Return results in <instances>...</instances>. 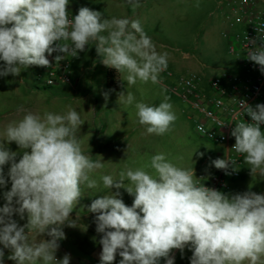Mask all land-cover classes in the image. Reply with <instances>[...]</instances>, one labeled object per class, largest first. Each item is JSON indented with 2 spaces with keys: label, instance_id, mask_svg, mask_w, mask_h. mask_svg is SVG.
I'll return each mask as SVG.
<instances>
[{
  "label": "clouds",
  "instance_id": "clouds-1",
  "mask_svg": "<svg viewBox=\"0 0 264 264\" xmlns=\"http://www.w3.org/2000/svg\"><path fill=\"white\" fill-rule=\"evenodd\" d=\"M128 3L140 7L139 0ZM68 5L69 0H0V77L19 76L32 65L51 67L48 56L54 52L62 53L55 56L56 63L66 56L77 58L91 43L103 65L126 73L128 85L138 80L160 83L168 53L156 51L138 19L104 18L88 7L70 19ZM249 42L256 45V40ZM252 49L247 59L264 73V46ZM134 99L128 92L124 102L132 104ZM168 99L158 106L135 104L138 123L147 134L162 136L171 130L177 117ZM244 107L251 122L235 123L232 149L243 155L251 176H264V103ZM84 122L69 106L64 113L28 111L6 125L0 139V186L8 183L3 166L10 164L11 189L4 192L6 203L0 207V264L4 249L10 250L8 259L15 264H70L69 254L59 260L55 255L58 241L66 238L62 226L67 222L75 227L69 218L84 195L81 186L98 188L92 174L104 167L82 150L77 132ZM5 142H15L22 151L18 162L19 153ZM211 163L226 174L229 168L236 170L235 160L217 158ZM194 176V169L177 166L164 153L153 155L141 168H126L118 179L101 176L109 194L93 199L87 208L96 214V231L103 234L100 264H113L117 254L119 264H159L161 258L175 264L172 251L183 254L185 248L192 252L190 264H264V194H225L198 185ZM121 188L134 197L131 206L120 198ZM14 215L21 220L26 215L27 223L20 226ZM33 233L51 239L30 240Z\"/></svg>",
  "mask_w": 264,
  "mask_h": 264
},
{
  "label": "rangeland",
  "instance_id": "rangeland-1",
  "mask_svg": "<svg viewBox=\"0 0 264 264\" xmlns=\"http://www.w3.org/2000/svg\"><path fill=\"white\" fill-rule=\"evenodd\" d=\"M222 1L139 0L140 7L133 9L128 0H69L68 10L73 17L78 14L81 7H88L91 10L100 11L104 18L138 19L155 45L156 51L168 53L167 72H172L177 77H199L206 83L209 79L223 73V68L239 64V58L229 52V45L235 39L237 29L225 20L219 6ZM197 4L199 7H196ZM2 64L3 62L0 61V65ZM81 68L85 72L80 82L79 91L76 93H73L68 87L44 88L42 78L38 79L42 74L37 66L32 65L29 70L30 76L36 80L37 85L40 84L41 88H44V91L58 92L64 95L65 100L59 99L60 104L58 105L49 102L50 108L63 109L66 112L71 106L72 109L80 113L85 122L77 132V138L81 142L85 155H88L93 161L104 162L103 169L120 168L119 175L126 168L135 170L148 165L151 157L157 153H164L172 163L179 167L194 169L195 176L202 170L213 166L211 161L218 158L221 150L195 134L193 130L195 110L167 90L162 84L167 82L162 77L163 72L159 76L160 83H141L138 80L134 85H128L123 80L126 73H122L121 89H106L103 84L105 67L96 53L95 46L91 43L87 54L84 57L79 56L75 60L73 70L76 76L81 75ZM236 68L241 74V70ZM22 78L23 73L19 76L0 77V139H3L2 134L8 123L18 121L25 115L20 110L26 104L25 101H20L21 98L17 97V102L12 105L6 102L13 92L21 93L24 89L25 85L20 83ZM34 79L32 82H35ZM84 88H93L97 92L103 90L115 95L117 91L124 94L131 92L135 99L132 104H127L124 102L126 97L118 100L115 95L110 96L107 100L108 105H106L109 117L99 119L94 116L93 112L90 114L85 112L94 106L91 98H82ZM165 97L169 98L168 102L172 104V111L177 119L172 124L171 130L164 135L147 134L146 127L138 123L135 104L144 102L150 106H158ZM5 102L7 104H4ZM118 108L122 110L119 112ZM5 146L9 150L19 153L18 162L22 151L16 143L5 142ZM200 153L203 155L201 156ZM107 159L109 162L105 163ZM112 159L113 161H110ZM241 162V177L236 184H229L228 189L219 191L225 194H235L251 190L257 194H264V176L259 173L251 176L249 165L244 162L242 154ZM203 163L204 165H202ZM3 167L8 183L6 186H0V207L6 203L4 192L11 189V182L7 176L10 164ZM146 170L155 175L151 168ZM106 172L98 170L97 174H92L93 178L95 175L98 176V188L88 189L84 185L81 186L84 195L69 218L70 222L74 221L75 227H69L67 222L62 226L66 238L58 241L59 248L55 253L57 260L62 259L65 254H69L70 264H100L102 245L99 241L103 234L96 231V214L88 212L87 208L93 199L109 194V190L103 187L100 180V177L106 175ZM110 191L114 193L117 190L113 188ZM119 192L124 203L131 206L134 197L130 196L123 188L119 189ZM13 219L20 226L27 223L26 215L23 220L19 215H14ZM33 237L37 241L51 239L46 234L40 237L35 233L31 234L29 239L32 240ZM0 248H3V245H0ZM4 252L3 264H15L14 261L8 259L11 254L10 250L4 249ZM171 255L175 257V264H190L192 252L185 248L182 254L179 250L174 249ZM120 259L121 257L117 254L113 264H119ZM159 264H165L164 258L160 259Z\"/></svg>",
  "mask_w": 264,
  "mask_h": 264
},
{
  "label": "built area",
  "instance_id": "built-area-1",
  "mask_svg": "<svg viewBox=\"0 0 264 264\" xmlns=\"http://www.w3.org/2000/svg\"><path fill=\"white\" fill-rule=\"evenodd\" d=\"M219 6L225 20L238 28L235 39L229 45V52L239 58L241 74L223 69V73L205 83L199 77H177L172 72L163 71L171 82L162 83L170 93L195 110L197 133L211 143L224 147V153L219 158L236 161V170L229 168V174L214 167L209 174L198 175L199 185L216 190L227 189L230 182L241 177V154L232 149L235 138L230 133L236 122H251L244 103L253 108L264 103V73H261L259 65L247 59V53L254 46H264V40L258 38L264 36V0H223ZM69 18L72 15L69 14ZM251 40H256V45L250 43ZM88 47L84 52H79L78 57L83 56ZM56 55L62 53L54 52L48 56L51 67L37 66L43 75L38 77L42 78V86L68 87L73 93L78 92L85 70L81 68V75L76 76L73 70L76 58L66 56L65 60L56 63ZM218 101L221 103L218 104ZM221 124L224 126L221 127ZM260 127L264 131V124ZM199 128H203L204 132L201 133Z\"/></svg>",
  "mask_w": 264,
  "mask_h": 264
},
{
  "label": "crops",
  "instance_id": "crops-1",
  "mask_svg": "<svg viewBox=\"0 0 264 264\" xmlns=\"http://www.w3.org/2000/svg\"><path fill=\"white\" fill-rule=\"evenodd\" d=\"M235 29L238 30L237 27ZM86 54H87V52L83 55V57ZM33 66H35V65H33ZM30 67L31 66L27 67L26 69H21L20 75L23 73V78L20 80V83H23L25 85L24 89L21 91V93H19L17 91L13 92L12 96L9 97L6 102H8L9 105H12V104H14V102H17V100H16L17 97L21 98L20 101L23 100L26 103V104H24V106H22V108H20V110L22 109L21 111H23L24 114H26V112H28V111H31L33 113H38L40 115H43V113L45 111L53 112V113H64L63 109H57V108L55 109V108H52V107L50 108L49 107V102H51L54 105L60 104L59 103V99L65 100L64 95H62V94H60L58 92H56V93L54 92L53 93V92L44 91V88H41L40 84L37 85L36 80L30 76V70H29ZM104 67H105V77H104L103 84H104L106 89H109V88H107V72H108L109 69H112V68L106 67L105 65H104ZM236 67H238V69L241 70V68L239 67V64H238V66L231 65L230 67H228V68L226 67V68H223V69H225L227 71H230V73H233V72H238ZM119 75H120V79H119L120 88L118 90H120L121 87H122V73H119ZM162 77H163V79L165 81H167V82L170 81V79L167 78L166 75L162 74ZM33 79L35 80V82H32ZM83 91H84V94H83L82 98H87V99L91 98V100H93L92 104L94 106V107L91 108V110L88 109V110H85V112H87L88 114H90V112H93L94 116L96 118L99 117V119H105V118L109 117L108 110H107V107H106V105H108L107 100H108V98H110V96L113 97L115 94L107 93L108 97H107V100H106L105 99L106 91L102 90L101 92H97L96 90H93V88H91V89L90 88L89 89H85L84 88ZM120 94L121 93H119V91H117V93L115 95L118 100H119ZM13 96H15V98H13ZM126 96H127V94H124L121 99H123ZM6 102L4 104H7ZM117 106H118V104H117ZM119 107L121 108L122 106L120 105ZM120 108H118V109H120ZM121 110L122 109H120L118 111L120 112ZM195 123H196V117H195ZM193 130H194L195 134H197L200 138L208 141L207 139L203 138L202 136H200L197 133V131L195 129V125L193 127ZM208 142H210V141H208ZM211 144H213V143H211ZM213 145L218 147L221 150L219 152V156H218V158H219L224 153L223 152L224 151V147L221 146V145H215V144H213ZM110 161H113V159L110 160ZM108 162H109V160L107 159V161L105 163H108ZM118 162H120V160H118ZM202 165H204V163ZM214 167L215 166L213 165L211 167H208L206 170H202L201 172H199L197 174L196 178H195L196 183L199 185L198 175L200 173L209 174L211 171H213ZM119 169L120 168L114 169V168L111 167V168H105V169L102 168V169H98V170H101V171L105 170V171H107L106 175H112L113 174L112 176L114 178L118 179L119 178V175H118V170ZM98 170H96V172H94V173L97 174ZM94 178L98 179V176L95 175ZM236 182H237V180L230 182V184L231 185H235Z\"/></svg>",
  "mask_w": 264,
  "mask_h": 264
},
{
  "label": "trees",
  "instance_id": "trees-1",
  "mask_svg": "<svg viewBox=\"0 0 264 264\" xmlns=\"http://www.w3.org/2000/svg\"><path fill=\"white\" fill-rule=\"evenodd\" d=\"M120 75L115 69H109L107 72V88L118 90L120 88Z\"/></svg>",
  "mask_w": 264,
  "mask_h": 264
}]
</instances>
